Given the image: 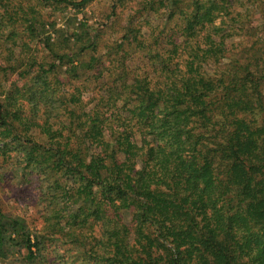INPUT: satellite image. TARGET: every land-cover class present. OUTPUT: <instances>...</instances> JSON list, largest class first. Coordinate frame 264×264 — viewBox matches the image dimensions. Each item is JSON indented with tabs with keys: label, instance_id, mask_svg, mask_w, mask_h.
<instances>
[{
	"label": "trees",
	"instance_id": "16d2710c",
	"mask_svg": "<svg viewBox=\"0 0 264 264\" xmlns=\"http://www.w3.org/2000/svg\"><path fill=\"white\" fill-rule=\"evenodd\" d=\"M100 1L0 0V264H264V0Z\"/></svg>",
	"mask_w": 264,
	"mask_h": 264
},
{
	"label": "rangeland",
	"instance_id": "374dc122",
	"mask_svg": "<svg viewBox=\"0 0 264 264\" xmlns=\"http://www.w3.org/2000/svg\"><path fill=\"white\" fill-rule=\"evenodd\" d=\"M100 2L93 3L96 20L99 13L109 4L108 0ZM91 11H93V7ZM2 171L8 173V178H5L6 184L0 183V206L3 210L14 214H26L30 219L45 214L43 210H45L46 202L41 201L40 193L36 189L37 180L33 179L35 182H32L31 185L23 186L19 184L20 179L16 178V172L13 173L7 167H3Z\"/></svg>",
	"mask_w": 264,
	"mask_h": 264
}]
</instances>
